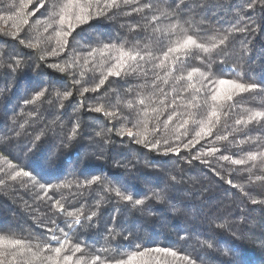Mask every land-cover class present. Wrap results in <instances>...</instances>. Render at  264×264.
Returning a JSON list of instances; mask_svg holds the SVG:
<instances>
[{
    "label": "trees",
    "instance_id": "1",
    "mask_svg": "<svg viewBox=\"0 0 264 264\" xmlns=\"http://www.w3.org/2000/svg\"><path fill=\"white\" fill-rule=\"evenodd\" d=\"M62 2L0 0V237L25 249L0 260L264 264V119L236 123L264 112V0H101L61 50ZM187 35L211 50L157 67ZM120 50L144 59L108 76ZM220 79L256 87L216 105Z\"/></svg>",
    "mask_w": 264,
    "mask_h": 264
},
{
    "label": "snow or ice",
    "instance_id": "2",
    "mask_svg": "<svg viewBox=\"0 0 264 264\" xmlns=\"http://www.w3.org/2000/svg\"><path fill=\"white\" fill-rule=\"evenodd\" d=\"M125 3L128 2V0H124ZM32 3V0H27V4L30 5ZM95 3L98 7L97 10V14H101V9L99 8V5L101 3V0H85V2H81V0H67V2H62L58 5L59 7V11H55V8L57 7V5H53V11L51 13V15L53 17H58V19L54 20V23H57L61 26H65L66 25V30H61V31H57L56 32V36L62 38L61 40L58 41V43L60 44V49L63 50L64 46L67 45L68 40L67 37L71 36L72 32L75 31V28L79 25V24H83L88 22V20L91 17V12H92V4ZM120 3V0H104V9L103 10H107L109 8L112 7H118ZM40 7H43V3H41L39 5ZM69 10H71V12H69ZM75 21V23L73 22ZM24 23L27 24L28 20L25 19ZM49 27H51V24H49ZM172 31H175V25L172 28ZM220 43H223V41H221ZM29 46H33L34 45H29ZM192 46H195L196 49H202L203 52L207 53L209 52L211 49H209L208 47H205L203 44L198 43L197 40L193 37V35H187L186 38L182 41V42H177L176 45L174 47H169L167 49V52H165L163 54V59L161 60V62L157 65V67L163 68L165 67V61L169 62L171 65L175 66L176 62L179 61L181 59L180 56H177L175 54L180 53L181 51H185L186 54H190V49ZM110 46L105 45L104 49L99 50L101 52V54H107V51L109 49ZM213 47H215V45H213ZM56 49H52V53H55ZM96 50L90 51L89 52V56H93L95 54ZM170 54H173L170 57ZM140 56V54L138 52L136 53H131V52H126L124 50H120V56L117 59V63L115 65H113L111 68L108 69L107 75L108 76H119L120 72L124 70L125 67H129L130 71H135L136 69L134 67H131L130 65L127 64V61L125 60V57H127L129 60L131 61H136L137 57ZM140 59H144V57L140 56ZM61 71H63V69H60ZM198 71L194 70L193 72H188L186 77L181 76L178 77V80L181 79H187L188 81H192L193 79V75L194 72ZM207 78V77H205ZM103 79L100 81V84H103ZM165 83H167V81H165ZM218 83L223 87V86H227L228 89H230V91L228 92H221V91H214L213 94L210 96L211 101H213L216 105H222L223 103L227 102V101H232L233 100V96L234 95H238L240 93H244L246 91H251L253 90L256 85H246L244 83H238L234 80H224V79H220L218 81ZM99 87V85H97V88ZM190 87H194V85H190ZM96 90V89H93ZM210 91H212L211 89H209ZM84 91H88V89H84ZM197 91H200V89H197ZM71 93H65L64 94V98L67 99L68 96H70ZM42 96H44V92H39L37 93V95L35 96L34 100H39ZM140 104H144V100H140L139 101ZM161 103H163V101H161ZM129 107H131V105H129ZM96 112H100L101 109L99 107L93 109ZM108 115H112V113H108ZM212 116H217V111L215 110V108H213L212 112H211ZM174 118L173 116L169 117V121H171V119ZM259 119H264V112H256L253 115L249 116L248 120H237L236 123L237 124H247L252 122L253 120H259ZM209 123H211V121L209 120ZM204 129H201V132H203ZM201 132H197L196 136L199 137L201 136ZM127 134L129 136L132 135L131 130H128ZM207 135H211V129H208V131L205 133ZM138 142H143V138L141 139V141ZM197 142H199V140H197ZM224 159H228V157H224ZM250 159H256L255 156L250 157ZM234 163L236 164H242L244 163V161L242 160H237L234 161ZM19 175H25L27 176L28 173L27 172H23L17 173V176ZM124 199L127 200H131L132 198L130 196H125ZM135 204L139 205L142 204L143 201L141 200H136L134 201ZM61 211H63V208L60 209ZM68 215H74L73 213H68ZM76 223H79V218L77 217ZM65 238H67V233H65ZM53 239H55V237H53ZM65 241H60L59 242V246L52 248L51 245H45L43 246V248H41V246L37 245V249L38 251L33 253L36 256H39V250L42 251H48L51 250L52 252L55 253V260L53 261V264H72L73 261V255H65L63 257H61V252L62 250L66 251V249L63 248ZM0 248H4L5 251L10 254L13 259L17 258V255L22 256L23 252H24V241L18 238H10L5 240L4 237H0ZM27 251L28 252H32L33 249L31 246L27 247ZM81 251V248L79 246H76L73 250V254L78 253ZM156 252H160L161 249L157 248L155 249ZM167 251V250H165ZM173 255H175V253H172ZM140 255H143V253H140ZM135 257L134 256H129L128 257V261L125 262L124 260H117L115 261V264H131V261L134 260ZM99 260V257H95V259L93 260L92 264H95V261ZM0 264H4L3 260H0ZM21 264H28L27 261H22ZM76 264H81V261L77 260Z\"/></svg>",
    "mask_w": 264,
    "mask_h": 264
},
{
    "label": "rangeland",
    "instance_id": "3",
    "mask_svg": "<svg viewBox=\"0 0 264 264\" xmlns=\"http://www.w3.org/2000/svg\"><path fill=\"white\" fill-rule=\"evenodd\" d=\"M213 91H221V92H228L230 89L227 88V86H221L219 83H214L212 85Z\"/></svg>",
    "mask_w": 264,
    "mask_h": 264
}]
</instances>
